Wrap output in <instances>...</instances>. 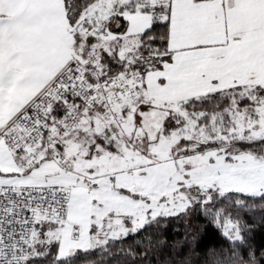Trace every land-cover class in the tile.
<instances>
[{
    "label": "snow or ice",
    "instance_id": "snow-or-ice-1",
    "mask_svg": "<svg viewBox=\"0 0 264 264\" xmlns=\"http://www.w3.org/2000/svg\"><path fill=\"white\" fill-rule=\"evenodd\" d=\"M0 264H264V0H0Z\"/></svg>",
    "mask_w": 264,
    "mask_h": 264
},
{
    "label": "trees",
    "instance_id": "trees-1",
    "mask_svg": "<svg viewBox=\"0 0 264 264\" xmlns=\"http://www.w3.org/2000/svg\"><path fill=\"white\" fill-rule=\"evenodd\" d=\"M259 238H260V237L258 236L257 239L259 240Z\"/></svg>",
    "mask_w": 264,
    "mask_h": 264
}]
</instances>
